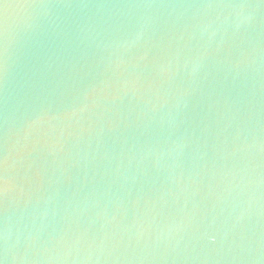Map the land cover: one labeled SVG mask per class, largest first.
<instances>
[{"label":"water","instance_id":"water-1","mask_svg":"<svg viewBox=\"0 0 264 264\" xmlns=\"http://www.w3.org/2000/svg\"><path fill=\"white\" fill-rule=\"evenodd\" d=\"M0 264H264V0H0Z\"/></svg>","mask_w":264,"mask_h":264}]
</instances>
